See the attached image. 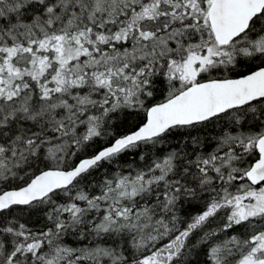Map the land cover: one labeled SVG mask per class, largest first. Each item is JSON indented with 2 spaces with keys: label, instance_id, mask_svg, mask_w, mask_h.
<instances>
[{
  "label": "snow or ice",
  "instance_id": "snow-or-ice-1",
  "mask_svg": "<svg viewBox=\"0 0 264 264\" xmlns=\"http://www.w3.org/2000/svg\"><path fill=\"white\" fill-rule=\"evenodd\" d=\"M0 264H264V0H0Z\"/></svg>",
  "mask_w": 264,
  "mask_h": 264
}]
</instances>
